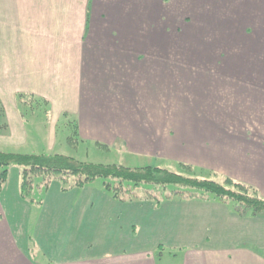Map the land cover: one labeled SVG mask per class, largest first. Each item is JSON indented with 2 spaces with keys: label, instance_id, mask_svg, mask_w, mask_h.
<instances>
[{
  "label": "crops",
  "instance_id": "obj_1",
  "mask_svg": "<svg viewBox=\"0 0 264 264\" xmlns=\"http://www.w3.org/2000/svg\"><path fill=\"white\" fill-rule=\"evenodd\" d=\"M232 22L264 32V0H0V150L28 143L36 125L26 112L33 106L45 113L53 140L64 118L66 125L76 122L81 142L249 183L264 197V65H253V57L251 65L166 64L168 53H199L195 48L206 44L212 52L214 42L203 38H223L230 47ZM6 201L0 199V264L163 260L147 248L148 239L131 252L49 260L55 256L42 248L34 254L13 201ZM179 262L264 264V254L230 244L192 250L170 264Z\"/></svg>",
  "mask_w": 264,
  "mask_h": 264
},
{
  "label": "rangeland",
  "instance_id": "obj_2",
  "mask_svg": "<svg viewBox=\"0 0 264 264\" xmlns=\"http://www.w3.org/2000/svg\"><path fill=\"white\" fill-rule=\"evenodd\" d=\"M187 22H190V19H186ZM231 24L230 47H223V38H219V41L218 39L214 41L210 37L203 38V42L206 40L214 42L211 46L212 52L208 51L210 48H207L206 44L195 48L201 50L199 53H168L166 64L251 65L253 57V65H257V60L260 62L259 65H264V32L260 35V28L253 23H247L246 32L241 29L240 23ZM239 34L243 36L240 37ZM249 50L252 54H249ZM256 51L261 52L260 55ZM33 108L29 106L26 112V119L30 125H36L35 131H32L31 126L29 128L28 143L9 147L5 149L6 152L61 154L71 156L82 163L95 165H123L131 168L156 166L185 176L225 183V179L205 175L196 168L190 173L181 165L169 166L166 164L167 161L145 160L113 147H99L93 142H81V140L74 143L68 139L73 132L65 124L64 118H61L55 127L53 140L44 125L45 122L47 123L45 113ZM2 124L0 122V131ZM22 170L19 165L9 167L7 181L0 186V199L3 204L7 203L6 197L13 201L12 208L18 212L23 238L25 235L28 237L34 254L42 255L43 252L39 249L42 248L44 252L55 256L48 255L49 260L59 256L65 259H78L125 250L131 252L142 247H139V244L141 245L140 240L143 239H148L150 245L147 248L155 253L157 258L163 259L159 261L160 264L173 263L174 257L180 261L192 250L227 248L230 244H234L235 247L246 246L264 254V216H261L264 212L257 213L259 216L253 220L254 212L251 209L246 210L234 201L224 202L214 194L192 188H181L177 185H169L166 188L141 185L134 188L138 197L130 202L115 198L114 192L106 186L107 183L113 184V182L103 178L66 191L63 190L61 181H53L48 188H40L39 179L36 180L32 196L24 199L21 195ZM178 192L194 195L184 197ZM107 197L114 201L113 204L110 205V199ZM202 198L209 199L206 200L207 204L203 203ZM182 199L184 203L195 202L187 205ZM217 200L227 205L218 208V203L215 202ZM86 207L88 211L83 214ZM226 210L234 214L239 212L242 214L239 215L240 217L231 214L230 217ZM6 211L9 217H16V213L10 214L11 209ZM183 213H185L184 220L181 221ZM52 224L55 227L54 231L50 230ZM69 224L75 231L69 228ZM95 226L101 229L92 230L91 228ZM116 238H123L122 244H113ZM40 240L43 242L42 247ZM47 242L51 243V247L52 242L55 244L51 252H49L50 246L46 245ZM75 247L77 251H74Z\"/></svg>",
  "mask_w": 264,
  "mask_h": 264
},
{
  "label": "trees",
  "instance_id": "obj_3",
  "mask_svg": "<svg viewBox=\"0 0 264 264\" xmlns=\"http://www.w3.org/2000/svg\"><path fill=\"white\" fill-rule=\"evenodd\" d=\"M67 125L73 132L68 139L78 143L80 140L78 125L70 121ZM12 165H19L23 168L21 195L24 199L32 196L36 180L39 179L41 180L38 184L40 188H48L53 181H61L63 190L66 191L75 187H83L96 179L103 178L113 182L114 185L107 183L106 186L114 192L115 198L121 201H133L135 197H138L134 188L141 185H150L155 188L177 185L181 188H192L214 194L224 202H237L244 209H251L254 214L264 212V197L259 194V190L252 185L234 181L231 178H226L225 183L222 184L214 180L185 176L156 166L131 168L123 165H95L82 163L71 156L61 154L36 155L0 150V186L7 181L9 167ZM182 167L190 173L194 172L192 166L182 165ZM186 193L188 192H178L184 197L191 196L190 193L188 195Z\"/></svg>",
  "mask_w": 264,
  "mask_h": 264
}]
</instances>
